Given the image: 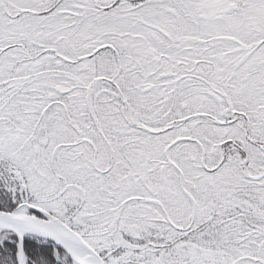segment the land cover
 I'll return each mask as SVG.
<instances>
[{"label": "snow or ice", "instance_id": "snow-or-ice-1", "mask_svg": "<svg viewBox=\"0 0 264 264\" xmlns=\"http://www.w3.org/2000/svg\"><path fill=\"white\" fill-rule=\"evenodd\" d=\"M0 264H264V0H0Z\"/></svg>", "mask_w": 264, "mask_h": 264}]
</instances>
